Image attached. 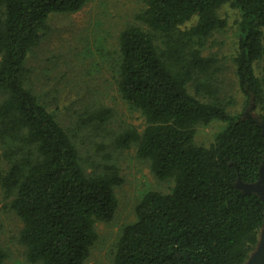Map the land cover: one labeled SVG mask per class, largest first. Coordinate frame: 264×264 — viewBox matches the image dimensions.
I'll list each match as a JSON object with an SVG mask.
<instances>
[{
    "label": "trees",
    "instance_id": "16d2710c",
    "mask_svg": "<svg viewBox=\"0 0 264 264\" xmlns=\"http://www.w3.org/2000/svg\"><path fill=\"white\" fill-rule=\"evenodd\" d=\"M143 1L141 24L120 34L118 86L147 125L117 140L137 142L139 157L174 186L140 199L136 219L120 232L114 264H245L264 226L263 199L239 185L255 182L264 163V0ZM86 2L0 0V164L4 145L14 143L5 150L10 167L0 169V186L16 191L11 206L32 263L85 264L96 222L112 220L118 207V169L87 174L68 132L26 86L25 61L50 18ZM225 4L241 14L236 75L245 107L237 114L199 79L215 63L202 54V40L225 26L218 13ZM106 113L93 116L105 123ZM213 121L223 128L210 145L197 144V127ZM6 256L0 246V263Z\"/></svg>",
    "mask_w": 264,
    "mask_h": 264
},
{
    "label": "rangeland",
    "instance_id": "374dc122",
    "mask_svg": "<svg viewBox=\"0 0 264 264\" xmlns=\"http://www.w3.org/2000/svg\"><path fill=\"white\" fill-rule=\"evenodd\" d=\"M145 7L143 0H87L77 12L53 15L25 61L26 86L68 132L79 150L84 171L104 173L114 166L123 178L115 189V215L108 222H96L98 238L85 264H114L118 237L122 228L136 219L140 199L150 190L170 192L174 186L173 178L158 179L149 160L139 157L137 142L121 146L117 140L127 129L142 133L147 125L142 112L123 98L118 86L120 34L130 25L141 24L136 15ZM218 13L225 19V26L202 40L201 46L202 54L214 58L215 63L199 79L215 89L231 114H237L245 107L236 75L241 14L230 4L223 5ZM195 23L196 17L182 28ZM262 65H256L259 76ZM189 90L197 95L193 82ZM3 98L0 91V100ZM100 109L107 112L105 123L93 116ZM223 126L220 121L199 125L195 142L210 145ZM13 144L3 147V172L10 167L5 150ZM15 196L16 191L8 192L0 186V246L7 254L0 264H41L27 259L26 246L20 240L23 222L11 206Z\"/></svg>",
    "mask_w": 264,
    "mask_h": 264
},
{
    "label": "water",
    "instance_id": "95a60500",
    "mask_svg": "<svg viewBox=\"0 0 264 264\" xmlns=\"http://www.w3.org/2000/svg\"><path fill=\"white\" fill-rule=\"evenodd\" d=\"M239 185L246 191H256L264 201V163L260 169L259 178L253 183L239 182ZM246 264H264V226L261 229L258 248L256 252L248 258Z\"/></svg>",
    "mask_w": 264,
    "mask_h": 264
}]
</instances>
